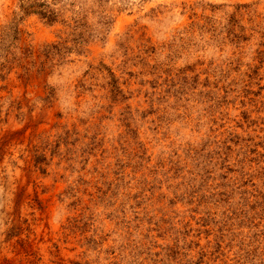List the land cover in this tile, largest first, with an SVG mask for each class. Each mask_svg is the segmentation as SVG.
I'll list each match as a JSON object with an SVG mask.
<instances>
[{
	"label": "clouds",
	"instance_id": "1",
	"mask_svg": "<svg viewBox=\"0 0 264 264\" xmlns=\"http://www.w3.org/2000/svg\"><path fill=\"white\" fill-rule=\"evenodd\" d=\"M0 264H264V0H0Z\"/></svg>",
	"mask_w": 264,
	"mask_h": 264
},
{
	"label": "rangeland",
	"instance_id": "2",
	"mask_svg": "<svg viewBox=\"0 0 264 264\" xmlns=\"http://www.w3.org/2000/svg\"><path fill=\"white\" fill-rule=\"evenodd\" d=\"M50 196H51L53 199L55 198L53 193H41V194H40V199H41V200H44V201H47V200L49 199Z\"/></svg>",
	"mask_w": 264,
	"mask_h": 264
}]
</instances>
